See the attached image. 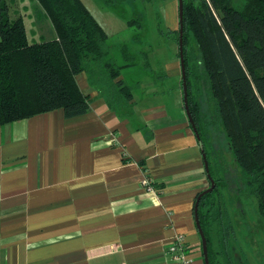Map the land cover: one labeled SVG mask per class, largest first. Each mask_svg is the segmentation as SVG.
Segmentation results:
<instances>
[{
    "label": "crops",
    "instance_id": "obj_1",
    "mask_svg": "<svg viewBox=\"0 0 264 264\" xmlns=\"http://www.w3.org/2000/svg\"><path fill=\"white\" fill-rule=\"evenodd\" d=\"M135 66L122 70L133 89L123 110L81 72L87 113L59 108L0 125V264H174L168 247L178 234L205 264L195 204L210 183L181 66L174 57L131 77Z\"/></svg>",
    "mask_w": 264,
    "mask_h": 264
},
{
    "label": "trees",
    "instance_id": "obj_2",
    "mask_svg": "<svg viewBox=\"0 0 264 264\" xmlns=\"http://www.w3.org/2000/svg\"><path fill=\"white\" fill-rule=\"evenodd\" d=\"M37 1L55 35L32 42L23 16L11 19L6 0H0V125L59 108L66 117L87 113L90 97L77 82L81 72L87 74L112 109L127 108L133 89L124 80L122 70L140 65L151 72L148 52L131 53L126 45L121 46L124 62L119 63L112 54L107 30L83 0ZM103 1L118 15L126 5L142 11L141 3L155 0ZM136 16L126 20L141 31L143 14ZM182 24L188 101L210 173L214 176L211 151L203 135L202 118L197 115L203 105L196 102L195 92L212 104L214 124L222 126L241 168L243 190L257 198V212L264 219V0H184ZM190 35L198 54L195 48L189 51ZM216 187L199 202L209 264H241L231 253L228 225L223 226L221 238L226 263L217 259L213 249L211 215L204 204L217 192ZM220 216L219 212L214 217ZM225 217L227 222L232 221L227 211L219 220Z\"/></svg>",
    "mask_w": 264,
    "mask_h": 264
},
{
    "label": "rangeland",
    "instance_id": "obj_3",
    "mask_svg": "<svg viewBox=\"0 0 264 264\" xmlns=\"http://www.w3.org/2000/svg\"><path fill=\"white\" fill-rule=\"evenodd\" d=\"M89 9L94 10L99 20L105 24L108 30V43L112 49V54L119 63H123V57L120 50L121 46L126 45L131 53L138 51H147L151 64L158 61L168 62L170 64L174 57L181 66L179 54V0L174 2V13L177 12V25L174 31H168L165 22L169 21L165 15L166 8L173 0H155L152 3H141L142 11H137L126 5L120 14L127 18H136L143 14V26L140 31L135 26H129L117 13L107 12L108 8L103 4V0H83ZM191 1V0H189ZM9 7V16L11 19L17 15H22L26 22L28 36L30 41H40L51 39L55 35V30L49 18H47L41 9L37 0H6ZM103 5V7L101 6ZM92 11V12H94ZM94 12V14H95ZM124 12V13H123ZM138 18V17H137ZM165 21H164V19ZM163 31V32H162ZM175 38V39H174ZM177 39V40H176ZM176 40V41H175ZM194 38L190 35L187 44L189 51L195 48L198 50ZM180 56V55H179ZM172 65V64H171ZM135 72H127L129 76H139V69L149 73L140 65L135 66ZM183 82V81H182ZM194 86L197 85L195 77ZM196 102H200L203 107L197 112L202 118L201 125L204 129V138L209 147L210 158L213 165L215 184L219 186L211 198L205 202L204 209L210 212V228L213 249L217 251L220 261L226 263L225 250L221 238L223 237V226L228 225L231 233L228 238V244L233 257L241 264H264V219L257 212V198L248 190H243L244 180L241 168L235 162L233 152L229 149V140L223 132L220 124L215 126V118H212V104L205 100L203 95L195 92ZM198 109L196 108V111ZM210 183V182H209ZM211 183L209 184V186ZM215 189V188H214ZM228 212L232 221L227 222L225 217L222 222L219 218ZM221 216L215 218L218 213ZM236 264H238L236 262Z\"/></svg>",
    "mask_w": 264,
    "mask_h": 264
},
{
    "label": "water",
    "instance_id": "obj_4",
    "mask_svg": "<svg viewBox=\"0 0 264 264\" xmlns=\"http://www.w3.org/2000/svg\"><path fill=\"white\" fill-rule=\"evenodd\" d=\"M183 12H184V0H179V22H180V29H179V53H180V62H181V69H182V85H183V92H184V104L187 111V115L189 117V121L193 127V130L195 131L197 138L200 139V134L198 131V128L196 126V123L194 121L189 101H188V85H187V75H186V68H185V60H184V47H183ZM202 154L205 162V168L207 171L209 182L211 183L210 186H208L206 189H204L197 198L196 204H195V219L196 224L198 227V230L200 232V235L202 237V248H203V255H204V261L205 264H209V249H208V241L207 237L203 231V228L201 226L200 220H199V202L201 197L209 192H212L216 186L215 181L210 173V166L209 161L207 158V154L204 152L203 149Z\"/></svg>",
    "mask_w": 264,
    "mask_h": 264
},
{
    "label": "built area",
    "instance_id": "obj_5",
    "mask_svg": "<svg viewBox=\"0 0 264 264\" xmlns=\"http://www.w3.org/2000/svg\"><path fill=\"white\" fill-rule=\"evenodd\" d=\"M142 185L145 188H153L149 177H145L142 181ZM168 253L170 254L174 264H195L194 258H191L187 252V246L184 243V235H176L173 242L168 247Z\"/></svg>",
    "mask_w": 264,
    "mask_h": 264
}]
</instances>
